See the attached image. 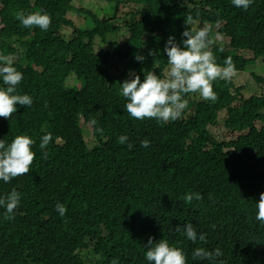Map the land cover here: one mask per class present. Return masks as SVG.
<instances>
[{
    "label": "trees",
    "instance_id": "16d2710c",
    "mask_svg": "<svg viewBox=\"0 0 264 264\" xmlns=\"http://www.w3.org/2000/svg\"><path fill=\"white\" fill-rule=\"evenodd\" d=\"M99 1L109 3L100 17L79 9L91 25L82 29L66 17L72 0H0V55L23 74L18 93L33 100L30 107L18 105L9 120L0 117V140L8 145L26 135L35 153L27 175L0 180V197L13 189L21 194L14 219L4 220L0 207V264H150L149 237L182 249L187 264H210L193 259L198 247H219L223 264H264V224L255 218L264 192V95L241 100L243 87L233 78L216 80V102L189 93L182 117L163 123L133 119L120 88L132 74L143 80L155 71L164 78L165 43L173 36L182 46L189 14L191 28L211 29L216 62L223 66L230 56L237 72L244 70L264 57V0L247 10L232 0ZM119 6L130 7L120 28L114 23ZM21 11L46 12L49 29L24 28L16 18ZM63 27L71 29L69 37ZM150 49L159 55L149 56ZM70 75L77 83L67 86ZM251 75L264 84V65ZM222 110L227 139L210 129ZM84 124L93 141L85 142ZM47 133L52 141L41 150ZM121 135L131 150L118 143ZM145 139L149 147H141ZM186 193L202 200L186 204ZM57 203L66 207L64 217ZM185 223L206 234V242L175 230Z\"/></svg>",
    "mask_w": 264,
    "mask_h": 264
},
{
    "label": "clouds",
    "instance_id": "9594fccd",
    "mask_svg": "<svg viewBox=\"0 0 264 264\" xmlns=\"http://www.w3.org/2000/svg\"><path fill=\"white\" fill-rule=\"evenodd\" d=\"M252 3L253 0H232L235 7L244 10H247ZM16 18L24 28L38 27L42 31H47L51 25L50 15L42 11L27 15L21 11L16 14ZM193 23L194 18L189 14L184 19L186 27L182 32V36L185 37L182 46L176 43L173 36H169L166 41L163 49L169 66L166 77L162 78L155 71H148L144 74L143 80L139 75L132 74L130 79L120 83L121 95L127 101L124 107L133 119H154L163 123L176 121L182 117L188 107L184 99L185 95L198 93L202 99L214 103L218 96L213 90V82L221 79L230 81L237 74L232 57H226L223 66L216 62L211 50L214 43L209 35L211 29L207 26L193 29L190 27ZM148 55L156 57L159 51L150 49ZM134 59L143 63L145 57L137 54ZM0 78L6 86L0 88V117L9 120L16 113L18 105L24 108L30 107L33 100L27 94L18 93V85L23 80V74L13 66V60L8 55H0ZM90 124L95 128L97 121L92 119ZM51 141V133L43 135L40 149H46ZM33 143L34 141L26 135L16 136L8 145L0 140V180L9 183L14 178L29 173L35 159V153L32 151ZM118 143L126 144L129 150L133 147L126 135H121ZM150 143L147 139L142 140L141 147H149ZM43 158L47 159L46 151ZM20 196L21 194L13 189L6 196L0 197V207L5 209L4 220L14 219ZM193 200L200 201L202 196L199 193L185 194L186 204L192 203ZM55 209L61 217L65 216L67 209L63 204L57 203ZM256 209V220L264 224V192L259 195ZM175 230L193 243L197 240L206 242V234H198L192 223H185L182 228L177 226ZM146 247L145 259L150 264H187L183 250L170 246L165 239L154 242L149 237ZM222 256L223 252L219 247L211 251L198 247L193 251V259L207 260L210 264H223L220 260ZM111 264H118V261L113 259Z\"/></svg>",
    "mask_w": 264,
    "mask_h": 264
},
{
    "label": "rangeland",
    "instance_id": "374dc122",
    "mask_svg": "<svg viewBox=\"0 0 264 264\" xmlns=\"http://www.w3.org/2000/svg\"><path fill=\"white\" fill-rule=\"evenodd\" d=\"M97 1V2H94ZM72 4L74 8L70 9L66 13V17L69 18L75 26H78L82 29L88 28L91 26L87 19L89 18L88 15L82 11H80V8H88L87 10L94 12L97 14L98 17H100L104 10L109 7V3L99 0H72ZM130 7L127 9V7L119 6L116 10V14L114 17V23L115 25L119 26V28L122 26L123 21H129L130 16L128 15ZM64 33L66 37H69L71 34V29L63 27ZM122 33L125 35L124 29L122 30ZM121 35V30L118 31V36ZM121 39V37H119ZM100 46L99 39H95L94 47L97 49ZM264 65V57L256 58L254 61L249 62L245 69L242 71H238L237 74L233 77V84L235 86H241V100L249 97L250 95H264V84L258 83L256 80L254 81L251 72H256L257 74H260L261 68ZM169 67V66H168ZM168 67L165 70L164 77L167 76ZM77 83V80L73 76H69L66 80L67 86L74 85ZM251 86V87H250ZM199 95V94H198ZM200 96V95H199ZM238 103V102H236ZM225 116V110L219 111L217 114V121L210 126L211 133L214 134V136L218 139H227L226 138V131L227 129L224 128L223 124V117ZM83 128L86 131L85 135V142H87L91 137V129L88 125H83ZM93 141L92 139H90ZM89 144V146H91Z\"/></svg>",
    "mask_w": 264,
    "mask_h": 264
}]
</instances>
